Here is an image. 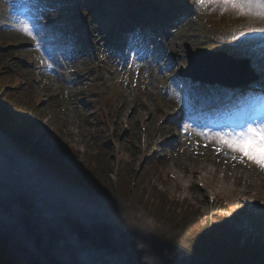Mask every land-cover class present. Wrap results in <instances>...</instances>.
<instances>
[{"label":"rangeland","instance_id":"rangeland-1","mask_svg":"<svg viewBox=\"0 0 264 264\" xmlns=\"http://www.w3.org/2000/svg\"><path fill=\"white\" fill-rule=\"evenodd\" d=\"M73 1L0 0V93L4 86L23 84L28 96L40 102L28 107L26 101L17 102L10 91L5 92L21 121L37 126L25 131L33 151L56 166L78 164L82 168L73 170L71 178L90 180L95 198L106 199L115 195V174L107 177L92 167L111 168L123 160L129 164L127 171L134 174L144 157L166 149L168 155L163 156L162 163L149 178L140 180L135 197L151 198L157 185L172 199L193 206L207 231L221 213L233 229L243 232V242L258 230L264 237V171L247 160L241 163L239 158L230 164L224 157L235 154L226 148L216 150L214 134L234 129H213L191 120L192 112L210 106L213 99L241 97L244 88L226 89L178 76L180 66L187 65L186 41L193 48L207 47L249 58L256 72L264 73V40L260 34L238 37L250 20L232 12L221 15L219 8L212 11V5L198 10L196 0H160L155 2L164 4L158 9L135 4L138 8L132 10V22L136 24L140 14L146 19L130 33L129 21L120 11L114 13L109 27L100 21L108 14L101 2L95 0L93 10L84 14L83 8L71 9ZM184 4L188 13L195 12L193 16L176 15ZM22 5L32 6L27 14L18 13ZM22 19L41 26L40 51L16 30ZM68 21L72 27L67 26ZM245 39L250 43L241 47ZM91 45L97 46L96 53L89 50ZM172 52L179 54L176 59ZM53 54L54 63H41ZM5 70L9 72L2 74ZM97 85L105 94L88 98L87 91ZM244 102L237 100L238 105ZM185 124L191 125L188 133L183 132ZM200 132L207 135H197ZM100 139L112 142L114 150L108 157L101 152ZM1 144L10 150L9 143ZM99 215L104 218L103 213ZM148 224L151 226V221ZM131 226L148 229L147 224ZM225 237L230 244L232 235L227 232Z\"/></svg>","mask_w":264,"mask_h":264},{"label":"water","instance_id":"water-1","mask_svg":"<svg viewBox=\"0 0 264 264\" xmlns=\"http://www.w3.org/2000/svg\"><path fill=\"white\" fill-rule=\"evenodd\" d=\"M194 80L239 86L248 59L185 43ZM176 57V54L174 55ZM248 82V81H247ZM0 246L27 264H218L143 227L101 217L97 209L58 190L0 143Z\"/></svg>","mask_w":264,"mask_h":264},{"label":"trees","instance_id":"trees-1","mask_svg":"<svg viewBox=\"0 0 264 264\" xmlns=\"http://www.w3.org/2000/svg\"><path fill=\"white\" fill-rule=\"evenodd\" d=\"M85 1L89 3L92 0ZM102 1L107 11H120L126 17H130L128 9L135 2L140 4L153 3V0ZM102 20L105 25H110L108 17ZM1 54L3 52L0 51ZM8 72V70H5L2 74ZM24 87L23 84L13 88L4 86V91L0 93V137L3 140L1 143H9V149L16 156L22 157L28 166L33 167L36 173L43 176L57 189L95 207L99 213L104 214L105 219L112 223L126 227L132 224H147L148 229L157 235L173 241L187 251L205 257L215 263L264 264V237L260 234V230L251 234L247 242H243V232L233 229L224 214L217 213L216 223L207 231L201 226L200 218L193 206L183 201L172 199L157 185L153 186L154 193L151 195L153 198H145L146 196L141 194V198L139 196L135 197L140 180L149 178L153 169L162 163L161 159H163V156L168 155L166 149L161 154L154 152L145 157L134 174H130L127 171L129 164L123 160H118L117 164L113 163L111 168H108V165L103 163L102 165H106V168L101 165L92 167L94 171L104 172L107 177L115 174V179H113L115 195L106 199H96L94 192L91 190L90 180H73L70 176L73 170L82 168L81 166L74 163L56 166L48 158L33 151L25 137V131L30 128L36 129L37 126L21 121L20 113L15 110L17 107L9 99H6L7 93H5L10 91V95L17 102L26 101L24 105H28V107L40 103L32 97L30 98L28 89H24ZM87 92L90 96L97 94L96 88H91ZM52 99L54 103L57 102L54 97ZM16 105L20 106L21 104L18 103ZM24 105L21 107H25ZM102 113L100 115L103 117ZM14 122L17 123L16 126H13ZM131 136V134L128 135L125 140L131 138ZM100 146L104 157H108L114 150L111 141L106 142L100 139ZM221 206L228 208L224 203ZM149 221L152 223L151 226L148 224ZM227 232L232 235L230 244H228L225 237ZM0 264L27 263L19 260L7 249L0 246Z\"/></svg>","mask_w":264,"mask_h":264},{"label":"snow or ice","instance_id":"snow-or-ice-1","mask_svg":"<svg viewBox=\"0 0 264 264\" xmlns=\"http://www.w3.org/2000/svg\"><path fill=\"white\" fill-rule=\"evenodd\" d=\"M196 4L199 6L198 10L201 11L212 5V11L219 8L221 15L232 12L239 17H247L250 24L246 29L239 32L238 37L246 38L253 34H260L261 39L264 40V0H196ZM16 30L29 37L37 51L41 50L43 44L42 28L39 24H33L27 19H22L16 25ZM249 43L245 39L240 46L244 47ZM48 61L55 62L54 54L47 55L41 60V63ZM190 128V124H185L183 132L188 133ZM197 135H207V133L200 132ZM213 142L217 144L216 150L218 152L226 148L235 154L232 157L233 160L239 158L241 163L247 160L264 171V120L260 118L250 119L237 129L217 132L213 136Z\"/></svg>","mask_w":264,"mask_h":264}]
</instances>
